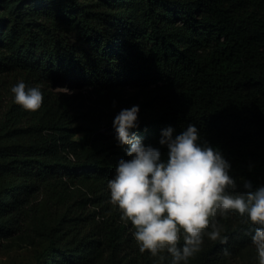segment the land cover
<instances>
[{
    "label": "trees",
    "instance_id": "trees-1",
    "mask_svg": "<svg viewBox=\"0 0 264 264\" xmlns=\"http://www.w3.org/2000/svg\"><path fill=\"white\" fill-rule=\"evenodd\" d=\"M20 81L42 91L38 111L14 103ZM132 106L130 135L162 162V131L193 125L241 190L264 185V0H0V237L45 216L44 264H172L141 253L110 203L131 159L113 120ZM229 214L227 243L205 235L187 264H230L253 245L255 226Z\"/></svg>",
    "mask_w": 264,
    "mask_h": 264
},
{
    "label": "clouds",
    "instance_id": "clouds-1",
    "mask_svg": "<svg viewBox=\"0 0 264 264\" xmlns=\"http://www.w3.org/2000/svg\"><path fill=\"white\" fill-rule=\"evenodd\" d=\"M10 92L14 103L25 111L36 112L42 107L39 87L20 81ZM138 112L139 106H132L114 117L118 143L130 146L126 154L131 159L119 160L107 188L121 220L131 222L139 251L153 257L166 251L173 257L172 264H187L201 250L205 235L227 243V237L221 239L216 218L236 212L255 226L251 241L259 264H264V185L253 188L250 181H244L240 190L229 174V162L219 151L198 143V129L193 125L175 137L171 127L162 131L159 143L169 150L162 162L158 148L145 146L129 133L138 126ZM223 255L231 253L224 249Z\"/></svg>",
    "mask_w": 264,
    "mask_h": 264
},
{
    "label": "rangeland",
    "instance_id": "rangeland-1",
    "mask_svg": "<svg viewBox=\"0 0 264 264\" xmlns=\"http://www.w3.org/2000/svg\"><path fill=\"white\" fill-rule=\"evenodd\" d=\"M80 137L82 135H79ZM229 174L233 176L231 172ZM238 188L241 190L239 184ZM226 220L227 216L218 218L221 229L226 225ZM52 223V220L45 216H34L29 218L17 231L7 237H0V264H44L42 253L47 246L48 239L41 231L46 225ZM230 264H259L254 245L243 247L236 252L230 259Z\"/></svg>",
    "mask_w": 264,
    "mask_h": 264
}]
</instances>
